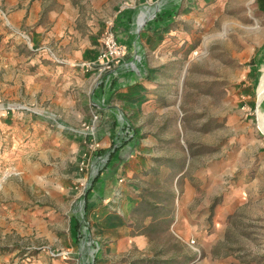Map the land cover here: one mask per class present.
I'll return each instance as SVG.
<instances>
[{"label": "rangeland", "instance_id": "374dc122", "mask_svg": "<svg viewBox=\"0 0 264 264\" xmlns=\"http://www.w3.org/2000/svg\"><path fill=\"white\" fill-rule=\"evenodd\" d=\"M34 1L0 0V118L4 114L22 123L28 121H24L27 111L63 113L69 98L75 100L79 108L89 85L85 88L79 75L72 82H64L57 76L53 55L57 59L64 55L55 50L80 44L88 33L100 26L104 28L98 40L101 53L105 34L114 33L117 11H121L117 13V20L130 26L135 44L141 16L148 7L155 8L140 33L142 57L133 61L135 54L128 57L127 47L121 44L124 57L120 62L98 63L99 53L96 60L81 62L77 67L85 70L90 65L100 64L91 70L95 73L94 86L103 91L110 85L113 87L117 81L114 76L123 68L139 77L149 63L162 67L156 88L162 99L155 104L163 109L155 111L148 107L143 119L146 128L158 132L161 139L172 141L169 145L172 154L182 153L190 174L206 170L213 176L217 173L214 166L220 161L225 163L222 208L221 213L216 214V221H221V231L217 232V224H214L215 211L207 210L206 226L211 227L207 228L205 247L201 245L202 238L194 232L189 237L190 247L174 244L173 254L187 257L189 264H264V96L258 95L264 67V16L256 0H70L68 13L78 19L67 25L74 33L70 43H62L66 38L59 40V36L51 45L52 54L39 53L32 40L31 33L39 27L38 9L32 6ZM48 2L53 7L54 0ZM23 4L32 9L30 21L20 17ZM166 22L171 25L162 31L164 41L153 35L149 39L145 37V31L156 30ZM47 23L45 18L44 24ZM116 33L123 41L126 35L121 26ZM148 44L162 45L157 51H151L146 47ZM55 120L60 123L59 118ZM96 120L93 116V121ZM120 122L123 144L134 139L135 127L130 120L120 118ZM83 127L84 131L92 132L90 124ZM16 141L17 147L22 149L21 140ZM93 147L94 152H98L99 143L94 141ZM101 155L94 153V159L81 162L80 171L84 173L87 166L88 169L83 182L79 183V193L84 195L92 175L102 166L104 157ZM235 160L238 172L234 180L231 174ZM233 181L236 182L233 184ZM14 188L18 190V187L6 190ZM210 191L205 195L207 208L218 196V187ZM78 204L81 206L79 239L91 240L89 224L82 218L84 203L79 201ZM199 204L203 206L201 197L186 212L191 225ZM0 216V264H96L95 243L85 240L86 246H83L85 241L82 242L85 254L69 256L58 249L60 244L50 226L37 229L47 234L42 240H26L28 230L20 216L10 211L0 212ZM80 245L81 242L78 248Z\"/></svg>", "mask_w": 264, "mask_h": 264}, {"label": "crops", "instance_id": "0c3cea01", "mask_svg": "<svg viewBox=\"0 0 264 264\" xmlns=\"http://www.w3.org/2000/svg\"><path fill=\"white\" fill-rule=\"evenodd\" d=\"M54 2L53 7L48 0L32 3L39 13V27L31 33L39 53L52 54L51 45L59 36V40L66 38L62 43H70L74 33L67 25L78 19L75 14L68 13L70 0ZM25 5L20 17L30 21L32 9ZM258 9L264 16V8ZM120 12L114 14L116 22L113 30L118 39L116 29L122 27L126 36L123 41H118L127 47L128 57L135 54L134 61L142 57V47L136 41L134 44L130 26L123 20H117ZM45 18L48 19L47 24H44ZM103 29L99 26L88 33L80 44L73 43L74 46L57 50L54 47L56 53L64 55H60L62 59L53 55L57 76L64 82H72L80 76L84 87L89 85L79 108L75 100L69 98L63 113L27 111L24 120L27 122L19 123L2 114L0 212L10 211L12 215L21 217L28 230L26 240H42L47 234H41L37 229L43 225L46 228L50 226L60 244L58 249L69 256L85 254L83 241L95 243L96 264H189L187 257L173 254V246L190 247L189 237L195 232L197 237L202 238L201 245L205 247V238L209 233L207 228L211 227L206 226L207 210L215 211L214 224H217V232L221 231V221H216V214L221 213L222 208L221 182L225 163L220 161L214 166L217 173L213 176L206 170L190 174L188 161L182 158V153L177 156L172 154L169 147L172 141L161 139L158 132L146 128L143 119L148 107H153L155 111L163 109L156 106L157 101L162 99L161 94L156 92L161 66L149 63L139 77L123 68L120 74L114 76L117 81L113 87L110 85L103 91L94 86V70H83L77 65L97 59L102 50L98 40ZM157 29L145 31V37L149 39L153 35L164 41L163 32ZM155 32H160L161 36ZM67 34L70 35L64 37ZM161 45L148 44L146 47L157 51ZM93 116L97 117L96 121H93ZM120 118L126 122L130 120L135 127L134 139L123 144ZM88 124L92 128L91 133L84 131L83 126ZM19 139L22 149L17 147L16 140ZM94 141L99 143L98 152H94ZM94 153L96 156L102 153L103 164L92 175L96 177L84 197L78 188L88 166L83 173L80 165L82 161L94 159ZM233 167L231 179L235 180L238 172L236 160ZM216 186L217 202L215 199L207 208L205 195ZM8 187H18V190H6ZM231 188L234 186L231 185ZM200 197L203 206L199 204L195 208L194 223L191 225L186 212ZM79 201L84 203L82 218L89 224V238L93 240L87 237L79 239Z\"/></svg>", "mask_w": 264, "mask_h": 264}, {"label": "built area", "instance_id": "2783aa9c", "mask_svg": "<svg viewBox=\"0 0 264 264\" xmlns=\"http://www.w3.org/2000/svg\"><path fill=\"white\" fill-rule=\"evenodd\" d=\"M104 49L98 57V63L112 64L120 62L124 57V48L118 42L115 33L108 32L105 34L102 40ZM100 64L90 65L86 70L90 71L91 69L97 67ZM195 244L194 241L191 242Z\"/></svg>", "mask_w": 264, "mask_h": 264}, {"label": "bare ground", "instance_id": "6f19581e", "mask_svg": "<svg viewBox=\"0 0 264 264\" xmlns=\"http://www.w3.org/2000/svg\"><path fill=\"white\" fill-rule=\"evenodd\" d=\"M155 12V8L153 7H148L145 11V13L141 16L140 20H139V23L142 25V23L147 19H150L153 14ZM263 71H262V74L261 75V81H260V84L258 86V95L259 97H263L264 96V67L262 68ZM121 72V71H120ZM263 118V117H262ZM261 124L263 125V120L261 122ZM264 130V129H263ZM87 245V242L85 241L83 243V246H86Z\"/></svg>", "mask_w": 264, "mask_h": 264}, {"label": "water", "instance_id": "95a60500", "mask_svg": "<svg viewBox=\"0 0 264 264\" xmlns=\"http://www.w3.org/2000/svg\"><path fill=\"white\" fill-rule=\"evenodd\" d=\"M148 22V20L146 19L143 23H142V25L140 24V23H138V25H137V27H136V32H135V34H136V43L138 44L139 42V37H140V33H141V31H142V28L146 25V23ZM136 57H137V55H136ZM98 174V173H97ZM96 174V175H97ZM93 177V176H92ZM95 177L96 176H94L93 178H91L90 179V182H89V186L86 188V190H85V192H84V197H85V195H86V193L88 192V190H89V188H90V186H91V184H92V182H93V180L95 179Z\"/></svg>", "mask_w": 264, "mask_h": 264}, {"label": "trees", "instance_id": "16d2710c", "mask_svg": "<svg viewBox=\"0 0 264 264\" xmlns=\"http://www.w3.org/2000/svg\"><path fill=\"white\" fill-rule=\"evenodd\" d=\"M258 7L260 8V10H262V8H264V0H256ZM159 24V23H158ZM171 24L170 23H164L162 25H159V31H164L165 29H167ZM158 33L157 35L161 36L160 32H155ZM160 33V34H159ZM163 36V35H162ZM117 38V37H116ZM118 40V39H117ZM119 42V41H118Z\"/></svg>", "mask_w": 264, "mask_h": 264}]
</instances>
